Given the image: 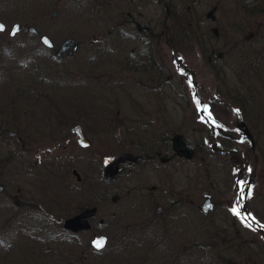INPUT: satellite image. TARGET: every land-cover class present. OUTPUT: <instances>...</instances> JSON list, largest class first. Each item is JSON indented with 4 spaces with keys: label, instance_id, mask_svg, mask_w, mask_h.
Here are the masks:
<instances>
[{
    "label": "flooded vegetation",
    "instance_id": "obj_1",
    "mask_svg": "<svg viewBox=\"0 0 264 264\" xmlns=\"http://www.w3.org/2000/svg\"><path fill=\"white\" fill-rule=\"evenodd\" d=\"M118 1L114 29L121 44L116 48L119 54L103 57L110 60L108 64H118V78L123 79L117 86L121 85L124 103L71 104L61 109L56 96L46 94L44 88H0V93L10 96L6 120L0 121V140L6 143L0 158V182L2 173L6 175L4 184L0 183V202L7 203V229L28 237L31 227L39 232L45 222L61 214V234L76 245L78 232L94 230L90 225L96 217L94 206H101L100 224L106 233L92 234L88 246L92 252H101L109 238L115 240L103 264H264V236L243 219L248 215L251 223H258L248 214L247 199L263 155L259 143L264 133V113L254 110L257 103L253 98L232 97L230 102L235 107L231 108L220 98V91L214 100L217 106L209 110L202 87L195 81L192 85L196 72L183 57L174 58L172 53V0ZM141 4L161 9V23L144 22ZM156 25L169 46L168 59L156 54L158 40L152 37L157 34H151L156 32ZM19 31L20 26L12 24L7 30L8 38ZM187 31L182 29L184 42ZM1 33H5V27ZM249 37L244 58L227 61L228 52L222 54L219 48L218 54L211 57L215 59L213 68L218 78L229 73L239 79L257 78L259 73L252 66L263 74L264 65L253 59L263 57L264 31ZM57 47H42L49 53L48 59L46 52L42 59L59 63L65 56L54 58ZM108 52L114 54L112 49ZM199 57L203 59V55ZM227 62L231 63L229 72L223 70ZM8 63H0V86L12 85ZM23 67L26 70L28 65ZM200 67L205 70L204 64ZM105 73L110 75V70ZM42 77L38 76V83ZM174 78L177 86H173ZM18 96H23L21 102H16ZM223 109L232 116L228 122L222 118L226 117ZM76 127L79 130L73 131ZM243 127L253 146L240 139ZM210 133L212 138L207 140L205 134ZM80 135L86 144L83 147L77 143ZM45 150L52 155L45 157ZM216 157H226L234 175L236 199L231 205L229 200H214L207 192H202L197 201L190 200V166L194 178L200 179L203 168L209 167L208 160ZM214 166L217 169L221 164L217 161ZM51 172L52 180L47 178L45 182L44 176ZM194 186L197 189L200 184ZM49 188L54 190L52 198L45 199V189ZM204 195L210 196L211 203L206 213L199 208ZM83 197L86 203L82 208L65 213ZM216 212L219 214L214 215ZM69 220L80 225L70 229ZM95 237L105 238L100 250L90 244ZM132 254L140 255L141 262L130 261L127 255Z\"/></svg>",
    "mask_w": 264,
    "mask_h": 264
},
{
    "label": "rangeland",
    "instance_id": "obj_2",
    "mask_svg": "<svg viewBox=\"0 0 264 264\" xmlns=\"http://www.w3.org/2000/svg\"><path fill=\"white\" fill-rule=\"evenodd\" d=\"M183 1L185 3L188 0ZM117 4L119 6L118 0H0V23L5 27V33L0 34V63L7 64L12 59L8 63L12 85L3 84L0 88L4 91L14 87L21 89L26 85L44 88L46 94L56 96L61 109L68 108L71 104L85 106L87 103L98 105L124 103L121 85L117 86L119 80L123 79L118 78V64H108L110 60L105 57H114L117 53L116 48L121 45L116 36V28L114 29L118 22L115 10ZM173 7L178 13H183L182 23L187 26L186 9H181L179 4L176 5L174 2ZM113 8L114 11L108 10ZM51 11L56 12L54 18L49 17ZM140 13L144 22L159 24L162 21V10L155 6L141 4ZM192 14L194 15V18L191 16L192 19H195V25L192 23L195 28L192 31L194 36L191 37L190 31H187V36L184 38L187 41L184 42L180 37L174 38L176 41L173 50L178 57H183L189 68L196 72L194 81L202 87L205 103L210 105L209 110H212L213 105L217 106L214 100L220 91L223 93L220 98L224 99L231 108L235 107V104L230 102L232 97L243 98V100L253 98L252 100L257 103L254 110L257 114L264 113V72L262 74L257 67L252 66L259 73V76L256 74L257 78L239 79L230 76V73L225 78L222 76L218 78L212 66L215 59L209 58L208 54H202L201 51L205 50L204 45L215 44L221 47L222 54L228 52V55H225L227 61L235 57L239 60L244 58L245 51L248 49L245 41L250 39L249 35L253 37L264 31V0H199V7L195 8ZM14 23L20 26V31L14 37L8 38L7 30ZM29 26L35 28L40 35L46 36L55 46L59 45L64 38H73L78 43L73 56L63 57L59 63L42 59L41 55L45 52L48 59L49 53L42 49L37 38L25 31V28ZM160 31L161 29L156 25V32L154 30L151 32L152 35L157 34L152 37L158 40L155 42L156 54L161 55L162 59H168L169 46L161 38ZM8 41L9 45H7ZM261 46L263 57L257 56L249 59L264 65V44ZM108 49L114 50V54L108 52ZM249 50V55H251L253 47L251 46ZM201 55H203L202 61L199 60ZM116 61L117 59L114 60ZM15 63L18 65L17 68H15ZM202 64L205 70L202 67L199 69V65L202 66ZM24 65H28L26 70ZM229 65L231 66V63L227 62L223 70L229 72L231 70ZM106 70H110V75L105 73ZM38 76H44L41 83L37 82ZM221 81L224 82L221 84ZM176 84L178 82L174 78L173 86H177ZM233 87L236 89H232ZM9 98L8 93H0V121L5 122L6 120L5 107L8 106ZM21 99L23 100V96H18L16 102H21ZM84 106L79 108H84ZM21 111L20 109V116L17 114L18 120L21 119ZM223 112L226 117H221L227 118L226 122L232 119L225 109ZM205 126L208 129V126ZM212 127L210 130H213ZM205 138L211 140L212 133L205 134ZM260 139L259 146L263 155L261 154L262 159L259 160L255 170L247 203L248 214L259 224L264 225V133ZM5 145L6 143L0 140V158L2 159L6 150ZM51 155V153L46 154L45 150V157ZM217 161L220 162L221 167L218 166L216 169L214 165ZM207 163L209 167L203 168L200 179L194 178L190 166L189 174L192 176L189 179L191 185L189 196L190 194L193 196H190V200L197 201L202 192H207L214 200L221 202L229 200L231 205L236 199V194L233 189L234 175L229 170L230 165L227 158H210ZM49 176H53V172L51 175L44 176L45 182L47 178L51 179ZM5 177V172H3L1 184H4ZM31 179L29 178V181ZM197 183L200 186L193 189L196 188L194 185ZM53 192V188L45 189V199L52 198ZM64 193L61 192V195H65ZM85 203L84 197L76 200V205H71L65 213H73L75 207L78 210ZM6 204L0 202V209H3L0 213V264H103L115 243L114 239L109 238L108 244L101 252H92L88 246L92 234L106 233L100 224L101 206H94L97 208L96 217L90 222L94 230L86 233L78 232L75 245L73 240L69 237L64 239L65 236L61 234L62 225L58 223V220L64 218L61 214L55 215L56 219L45 222L39 232L35 227H31L28 237L22 238L19 234H14L7 229L4 223ZM253 238L257 239V236L253 235ZM127 256L134 263L141 262L138 254Z\"/></svg>",
    "mask_w": 264,
    "mask_h": 264
},
{
    "label": "water",
    "instance_id": "obj_3",
    "mask_svg": "<svg viewBox=\"0 0 264 264\" xmlns=\"http://www.w3.org/2000/svg\"><path fill=\"white\" fill-rule=\"evenodd\" d=\"M56 16V12L55 11H51L50 12V18H54ZM2 25V24H0ZM13 28H16V25L13 26ZM26 31L31 34V35H34V36H38V32L31 26L27 27L26 28ZM1 32V31H0ZM13 32L14 31H11L10 32V36L13 35ZM39 41H40V44L43 45L44 47L46 48H51L52 45L50 43V41L45 37V36H41L39 38ZM76 50V43L74 42L73 39L71 38H66L64 39L60 45L58 46V48L56 49L55 53H54V57L57 58V59H60L61 58V54L65 52V56L66 57H72L73 55V52ZM173 55L175 57V53H174V50H173ZM79 130L78 127H76L73 131H77ZM240 139L241 140H247L249 142V144L251 146H253V143H252V139L250 137V135L248 134L247 130L245 129V127H243V129L241 130V133H240ZM77 143L80 145V146H84L85 143L83 142V138L82 136H78V141ZM0 190H1V186H0ZM204 198H205V201L204 203H202L200 205V210L203 212V213H206L207 211H210L211 209V203H210V196L208 195H204ZM244 221L246 223H248V225L254 230V231H257L259 232L262 236H264V228L262 226H257L256 224H253L249 221L248 217L246 215H244L243 217ZM71 223L69 225L70 229H77L78 226L80 225V223L78 221L74 222L73 220H69ZM66 227V225H65ZM97 242H100L102 243V247L104 246L105 244V238L103 237H95L92 239V241L90 242L92 248L94 250H100L102 247H96V243Z\"/></svg>",
    "mask_w": 264,
    "mask_h": 264
},
{
    "label": "trees",
    "instance_id": "obj_4",
    "mask_svg": "<svg viewBox=\"0 0 264 264\" xmlns=\"http://www.w3.org/2000/svg\"><path fill=\"white\" fill-rule=\"evenodd\" d=\"M97 1H101V0H97ZM173 2L174 4H179L180 8L182 9H186L185 12L188 13V18H187V22L188 25L185 26V23L183 22V13H178L177 11H175V8L173 7ZM172 13H171V17H170V23L172 24V31H174V38L176 37H182V29H185L187 27L188 31H190L191 34H189L191 37L194 36L193 34V30L195 28H193V24L195 23V19L193 20L192 17L194 18V15L192 14L193 11L195 10V8L199 7V0H188L184 3L183 0H172ZM192 16V17H191ZM193 23V24H192ZM195 25V24H194ZM213 31V30H212ZM196 35V34H195ZM214 36V35H213ZM198 37V36H196ZM174 46H175V41L176 39H174ZM209 45V46H208ZM207 46H205V50H201L202 54H208L211 58L214 54H218V48L221 49V47H219L218 45H210L208 44ZM213 66V64H212ZM213 117V116H212Z\"/></svg>",
    "mask_w": 264,
    "mask_h": 264
},
{
    "label": "snow or ice",
    "instance_id": "obj_5",
    "mask_svg": "<svg viewBox=\"0 0 264 264\" xmlns=\"http://www.w3.org/2000/svg\"><path fill=\"white\" fill-rule=\"evenodd\" d=\"M2 30H4V26L3 25H0V31H2ZM96 247H102V243H100V242H97L96 243Z\"/></svg>",
    "mask_w": 264,
    "mask_h": 264
}]
</instances>
